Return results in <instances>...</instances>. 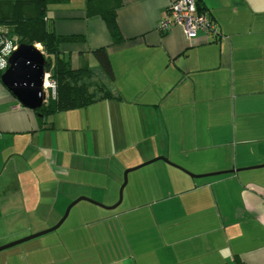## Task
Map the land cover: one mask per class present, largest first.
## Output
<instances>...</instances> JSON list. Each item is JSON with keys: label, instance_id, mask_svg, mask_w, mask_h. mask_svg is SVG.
<instances>
[{"label": "crops", "instance_id": "obj_1", "mask_svg": "<svg viewBox=\"0 0 264 264\" xmlns=\"http://www.w3.org/2000/svg\"><path fill=\"white\" fill-rule=\"evenodd\" d=\"M172 1L126 0L119 42L87 0L50 5L52 30L85 36L62 56L103 75L110 98L40 120L0 76V247L97 202L0 264H264V0H197L222 35L193 42L158 29ZM158 157L173 164L129 173L110 208L126 170Z\"/></svg>", "mask_w": 264, "mask_h": 264}, {"label": "trees", "instance_id": "obj_2", "mask_svg": "<svg viewBox=\"0 0 264 264\" xmlns=\"http://www.w3.org/2000/svg\"><path fill=\"white\" fill-rule=\"evenodd\" d=\"M69 0H0V25L18 35L20 43L40 44L48 59V72L57 82L56 96H50L44 106L36 110L40 120L57 112L87 107L105 98L112 97L109 88L91 89L88 82L94 70L89 67H72L61 54L63 43L85 40L83 35H60L49 26V10L52 4L66 3ZM126 0H87L88 16L101 17L114 42L123 39L117 11ZM93 55L104 72L114 77L110 55L106 47L93 50ZM3 72L0 71V76Z\"/></svg>", "mask_w": 264, "mask_h": 264}, {"label": "water", "instance_id": "obj_3", "mask_svg": "<svg viewBox=\"0 0 264 264\" xmlns=\"http://www.w3.org/2000/svg\"><path fill=\"white\" fill-rule=\"evenodd\" d=\"M10 66L3 72L1 76L2 82L7 86V88L17 97V99L26 107L38 110L44 106L48 100L47 91L45 89V77L48 72V59L39 47L38 44H26L22 43L10 56ZM165 160L171 164L166 157H158L154 160L148 161L139 166L130 168L126 170L124 176V183L120 189L119 200L116 204L110 208L118 207L123 200L124 189L128 182V175L131 171L150 164L156 160ZM176 165V164H174ZM264 166V165H263ZM192 177H202L203 175L193 174L187 171ZM81 200H88L93 203H97L87 197H80L73 201L67 208L63 217L59 222L50 229L44 230L42 232L31 234L22 237L14 242H10L4 246L0 247V251L19 243L28 241L50 231L57 230L67 219L70 214L71 209ZM99 204V203H98Z\"/></svg>", "mask_w": 264, "mask_h": 264}, {"label": "built area", "instance_id": "obj_4", "mask_svg": "<svg viewBox=\"0 0 264 264\" xmlns=\"http://www.w3.org/2000/svg\"><path fill=\"white\" fill-rule=\"evenodd\" d=\"M181 27L186 37L195 41L200 32L206 33L210 38L221 37L218 23L208 13L199 10L197 0H173L164 12L158 29L168 32L174 27ZM18 35L12 34L9 28L0 25V71L4 72L10 66V56L20 45ZM41 49L42 46L38 44ZM57 82L47 72L45 77V89L48 98L56 96Z\"/></svg>", "mask_w": 264, "mask_h": 264}, {"label": "rangeland", "instance_id": "obj_5", "mask_svg": "<svg viewBox=\"0 0 264 264\" xmlns=\"http://www.w3.org/2000/svg\"><path fill=\"white\" fill-rule=\"evenodd\" d=\"M88 82L91 84V89H93V90H100L102 87L103 88H109V81H107V79L102 75V76H100L99 74H97L96 72H94V74L91 76V77H89V79H88ZM139 165V164H138ZM137 166V165H136ZM141 168H143V167H141ZM141 168H139V169H136V170H134V171H132V172H130V174H134V172H138V170H140ZM145 168V167H144ZM127 169V168H126ZM125 169V170H126ZM125 172V171H124ZM123 172V173H124ZM130 174H129V176H128V179H129V181H128V183L129 184H127V186H126V188H125V191H124V195H125V193H126V191L129 189V188H131V184H132V182L130 181ZM120 192V191H119ZM120 195V194H119ZM119 200V199H118ZM118 200L114 203V204H116L117 202H118ZM82 203L83 202H87V201H81ZM78 204H80V203H78ZM113 205V204H112ZM123 206V205H122ZM59 222V221H58ZM57 222V223H58ZM56 223V224H57ZM56 224H54V225H52V226H50L49 228H46V229H44V230H47V229H50V228H52L53 226H55ZM44 230H41V231H44ZM24 237V236H23ZM22 238V237H21Z\"/></svg>", "mask_w": 264, "mask_h": 264}]
</instances>
